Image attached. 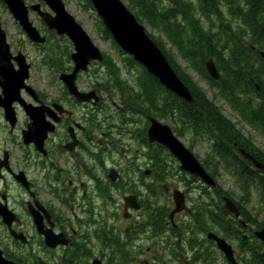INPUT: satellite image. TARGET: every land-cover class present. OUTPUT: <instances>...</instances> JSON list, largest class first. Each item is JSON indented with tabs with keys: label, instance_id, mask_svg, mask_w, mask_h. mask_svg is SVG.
<instances>
[{
	"label": "flooded vegetation",
	"instance_id": "af4514ba",
	"mask_svg": "<svg viewBox=\"0 0 264 264\" xmlns=\"http://www.w3.org/2000/svg\"><path fill=\"white\" fill-rule=\"evenodd\" d=\"M0 2L5 7L3 0ZM0 24L5 30L1 20ZM5 32L10 59L4 62L6 76L0 73V213H6L0 214V233L9 242L7 245L28 248V258L36 264H52L57 258L60 264H82L83 260L93 258L100 238L106 235L109 264L119 253L130 260L127 264H233L209 236L214 233L227 239L229 220L235 223V237H230L232 241L227 239L233 249L234 264H245L244 256L250 254L264 256L261 242L252 236V228L240 226V220L228 216L223 205L219 206L217 191L198 177L176 174L187 204L178 213H174L173 197L172 206L166 208L153 201L160 193L162 174H156L152 166L138 167L141 177L133 180L135 166L128 164L126 183L120 174L111 182L110 171L114 167L105 166L106 160L110 162L112 144L110 117H100L105 114L103 109L105 101L110 100V92L105 91L107 97L104 96L94 73L93 67L99 65L92 64L91 70L74 78L77 92L90 97L82 101L60 78L73 73L72 61L51 63L47 68L49 76L42 78L40 84L34 77V72L38 73L35 63L20 46L8 40ZM36 48L40 49L33 46ZM19 52L29 65L27 71H22L15 59ZM35 111L41 114L40 134L32 129L31 113ZM25 137L30 142H25ZM201 160L206 166L211 163L206 157ZM146 170L151 172L147 176ZM153 181L156 189L147 190L153 187ZM121 184L127 195L112 204L110 194L115 188L119 191ZM141 187L147 196L140 192ZM12 195L16 206L12 205ZM132 196L137 201L134 198L126 204L125 197ZM104 203L105 215L100 209ZM110 205L117 213L110 214ZM122 208L126 222L123 228L110 221L120 215ZM216 209L219 214L214 212ZM209 215L216 220L214 224L209 222ZM0 249L4 257L13 260L15 251L8 250L1 236Z\"/></svg>",
	"mask_w": 264,
	"mask_h": 264
},
{
	"label": "trees",
	"instance_id": "16d2710c",
	"mask_svg": "<svg viewBox=\"0 0 264 264\" xmlns=\"http://www.w3.org/2000/svg\"><path fill=\"white\" fill-rule=\"evenodd\" d=\"M86 1L88 6L93 8L90 0ZM127 1L130 3V10L141 23H146L152 29L164 34L172 47L178 49L183 59L214 90L215 98L225 99L245 120L255 128H260L264 134V59L260 55V52L264 51V0ZM98 21L99 32L111 40L102 21L99 19ZM150 36L162 49L180 79L190 89L194 102L186 103L179 99L163 88L130 57H126V62L135 66L140 73L137 89L131 87L130 82L123 77L122 69L117 62L107 57L102 64L106 74L101 78L100 85L103 92H110L111 100L117 97L120 104V106L115 105L113 112L115 125L110 123V128H116L117 133L122 135L130 134L135 129L139 139L146 144L144 115H151L161 120H172L188 133L213 142L212 155L218 158L221 168L236 176L239 188L241 186L248 195L251 189L258 190L260 205L264 207V173L250 168L249 163L239 158L235 145L255 154L262 162H264V153L255 152L252 145L244 140L230 120L223 115L222 109L210 100L180 68L174 60V55L166 49L162 37L151 34ZM53 39L56 41L53 42ZM52 46L60 47V57L57 49L42 50L43 60L69 61V55L64 50L71 46L70 43L67 40L60 41L53 33L48 32L47 43L39 47ZM117 50L120 52L119 49ZM47 55H52L51 59ZM210 58L215 60L221 72L218 81L210 79L206 71L205 65ZM255 84L260 87V91ZM256 99L257 103H255ZM137 116L140 123L135 122L133 129L130 124ZM174 127V131L179 136H183L182 130L176 125ZM149 150L154 152L150 153V158L156 174H168V161L173 163H171L173 171L179 172L176 162L163 148L149 147ZM211 166V175H217L218 168L215 165ZM152 185L153 187L149 186L147 190L156 189L155 181ZM220 193L231 195L222 190ZM242 199L245 200V197L239 200L240 206ZM214 212L219 214L220 210L216 209ZM163 213L167 214L165 211ZM243 214L246 215L245 218L249 223L254 222L246 213ZM227 226L233 227L229 220ZM106 241V235L103 239L100 238V244L103 243L105 248H107ZM255 258L257 264H264L260 254Z\"/></svg>",
	"mask_w": 264,
	"mask_h": 264
},
{
	"label": "rangeland",
	"instance_id": "374dc122",
	"mask_svg": "<svg viewBox=\"0 0 264 264\" xmlns=\"http://www.w3.org/2000/svg\"><path fill=\"white\" fill-rule=\"evenodd\" d=\"M66 6V9L69 13H71L77 21L82 24L84 29L88 32V34L92 37L95 44L104 52L106 53L110 58L115 60L117 64L122 69L123 77L126 78L129 82L131 87L137 89V80L140 76V73L136 69L135 66H131L128 62H126V56H123L119 53V51L116 49V46L113 44V42L104 35H102L99 32V17L97 16L96 12L93 8H90L88 5V2L86 0H63ZM129 8H131L129 1L122 0ZM195 1V0H192ZM25 2L30 5L33 3L39 2V0H25ZM44 10H48V8L43 4L42 5ZM134 13V12H133ZM31 20L34 22L35 26L38 27L41 31L45 32L44 26L42 24V21L40 18L35 14H30ZM0 20L2 21L5 30L7 31L8 40L11 41L14 45L20 46L21 50L29 55V58L32 59V61L35 63V67L38 71V73L34 72V77L38 80H40V84H42V78H46L49 76L48 69L51 63H48L47 61L43 60V54L37 51V49H33V45L28 40L26 35L22 32L21 28L17 24V22L13 19V17L10 15L6 7L2 6L0 2ZM100 20V19H99ZM146 27L147 31L151 35H160L162 39L165 41L166 49L169 50L174 55L175 62L180 66L182 70L186 72V74L192 79L196 85L203 90L204 93H206L207 97L214 101V103L219 106L222 109L223 115L230 120V122L235 126L236 131L240 133L244 140H247V143L249 142L250 145L255 149V152H263L264 153V134L262 130L259 128H255L251 123H249L247 120H245L242 115L233 109L226 101L225 99L218 97L215 98V92L212 90L208 83L198 74L196 73L192 67L183 59V57L180 55L177 48H173L171 43L168 41L166 36L162 33H160L157 30L152 29L148 24L143 23ZM57 38V37H56ZM56 39H53V42H55ZM61 41V40H60ZM71 45V44H70ZM47 51L55 50L59 51L57 54L60 57V47H47ZM72 46L66 48V53L69 55L72 52ZM57 55V56H58ZM65 55V54H63ZM38 63V64H37ZM106 74V69L102 68L99 70V80ZM46 84V81H45ZM38 86H40L38 84ZM42 87V86H40ZM106 95V92H103ZM116 97L114 100H106L104 105V111L105 114H101V118L110 117V123L112 125H115V120L113 118V112L115 109V105L120 106L118 100ZM109 105V106H108ZM162 123L169 125L172 129L175 128L174 125L180 130H182L183 137H179L182 142L186 146H191L193 149L194 154L199 157V159H204L205 157L212 163L215 164L216 168L219 170V177H216L218 188L220 187V190H224L231 195H233L232 198H237L238 200H241L242 197H245V200L240 201L241 206L244 208V211L246 214L251 217L256 223L264 225V207L260 205V201L258 200V197L252 192L248 195L243 191V189L240 186V190L237 188V184L235 182L234 176L229 174L227 171H222V168L220 166V163L218 160L212 159V150L210 149L209 143L207 140L203 137H196L195 135H192L188 133L186 129H184L181 125H177L172 120H160ZM135 122H139L138 116L135 117L131 122V127L134 129ZM143 122V120H142ZM145 122V120H144ZM136 123V124H137ZM139 126V125H137ZM113 127V126H112ZM110 162L109 159L106 160L105 166L110 168L113 166L114 169H116L121 177L123 179H127L126 174L128 173L127 167L128 164H134L135 166V172L133 177L136 179L140 178L141 171L138 169V167H144L145 164L151 163L150 153H154L153 151L149 150L148 147L143 144L139 140V136L134 129V131L130 134H119L116 131V128H110ZM209 155V156H208ZM108 163V164H107ZM172 163V162H171ZM168 161V174L162 175V183L168 185L166 187H161L160 193L157 194V196L153 197V201L156 202L158 206H165L169 207L172 206L171 203V196L174 189L179 188L178 186V180L180 178L176 177V172L173 171V167ZM107 164V165H106ZM142 167V168H143ZM147 169V167H146ZM103 172V169L100 168L99 173L101 174ZM127 180L124 181V184ZM119 191H116V188L113 190V194H110V201L113 204L116 200H122L124 195H127V193L123 192L126 189V187L121 184L119 187ZM140 192L147 196L143 192V188L140 189ZM213 193V192H212ZM195 196L197 193L194 194ZM193 196V194H192ZM18 197L21 198V196L18 194ZM149 198V197H148ZM119 204L123 205V202H120ZM12 205L16 206L15 203V196L12 195ZM100 209L104 211H107L106 203L103 205L100 204ZM115 213H117L116 210H113ZM110 205V214L113 213ZM120 215L117 216L119 219H113L110 221H115L120 227L123 228V226L126 225V222L123 220V208L120 209ZM101 215V214H100ZM102 215V216H104ZM208 220L210 223L214 224L216 220L214 219L213 215L208 216ZM2 232V231H1ZM1 234V233H0ZM2 237V242L6 245L9 251H15V256L13 257V260L21 264H36L33 262V260L28 258V248L24 247H16V246H10L7 245L9 242L5 238L4 234L0 235ZM107 254V248L104 247V245L99 244L97 248L93 251L92 257L89 261H82V264H91L94 259H101L102 264H107L108 260L106 257ZM27 258V259H26ZM249 258H251L249 256ZM23 259V260H21ZM130 260L128 258H125L123 253H119L114 260H110V264H127ZM60 259L57 258L56 261H53L52 264H60ZM65 262H62L64 264Z\"/></svg>",
	"mask_w": 264,
	"mask_h": 264
},
{
	"label": "water",
	"instance_id": "95a60500",
	"mask_svg": "<svg viewBox=\"0 0 264 264\" xmlns=\"http://www.w3.org/2000/svg\"><path fill=\"white\" fill-rule=\"evenodd\" d=\"M3 1L14 19L19 22L23 31L33 43L43 44L46 38L41 35L38 29L34 27L33 22L30 21V10L36 12L41 17L49 30L54 31L62 38L67 36L72 41L75 51L71 54V59L75 64L74 71L71 75H61L60 78L66 82L71 93L78 99L82 101L89 99L90 97H86V94L77 92L74 86V78L79 72L87 71L89 65L93 61H103V55L82 25L66 10L63 0H42L52 13L42 11L40 3L28 7L23 0ZM91 2L96 14L103 21L113 40L125 53L132 56L135 62L141 64L162 86L176 96L189 103L194 101L191 92L180 80L162 50L156 45L148 35L144 25L137 20L135 15L128 9L122 0H91ZM9 52L10 45L7 43L6 33L2 30L0 24V73L2 76H6L4 74V70L6 69L4 62L9 61ZM261 55L264 57V52L261 53ZM2 56H5V59ZM15 59L21 64L22 71L28 70L29 65L26 64V58L21 52H19ZM206 68L213 79H219L220 74L213 60L207 62ZM40 116V112L35 111L34 114L31 113V117L34 121L32 129L35 128L39 134L41 133V128H39ZM150 121L151 125L148 129V140L150 143H156L166 147L180 161V168L184 172L200 177L204 183L209 185L215 184L212 177L206 172L194 155L183 145L178 137L174 135L169 126L163 125L154 118H150ZM45 137L46 135L44 134L43 140H45ZM25 142L30 141L25 137ZM240 152L246 159L251 161L254 166L264 171V164L262 162L255 159L243 149H241ZM116 176V172L111 171L110 178L115 180ZM131 199H134V197L125 198L127 203L130 202ZM175 201L177 207L174 213L185 208L184 198L181 192H175ZM224 201L226 203L225 208L235 217H238L240 213L234 202L229 198H224ZM138 206V204L134 205L136 208ZM0 214L5 215L6 213L3 211ZM256 235L264 244V229L256 232ZM20 237L21 235L16 236V238ZM211 237L217 239L220 248L225 251L228 258L232 260L231 248L224 240L218 239L214 235H211ZM0 264L19 263L6 259L0 249ZM93 264H101V261L95 260Z\"/></svg>",
	"mask_w": 264,
	"mask_h": 264
}]
</instances>
